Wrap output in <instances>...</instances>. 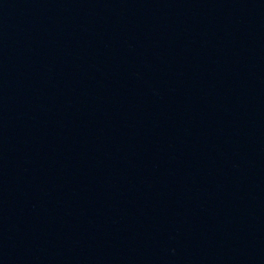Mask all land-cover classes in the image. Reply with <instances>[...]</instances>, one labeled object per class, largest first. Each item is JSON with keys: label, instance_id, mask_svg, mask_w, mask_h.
Instances as JSON below:
<instances>
[{"label": "water", "instance_id": "obj_1", "mask_svg": "<svg viewBox=\"0 0 264 264\" xmlns=\"http://www.w3.org/2000/svg\"><path fill=\"white\" fill-rule=\"evenodd\" d=\"M222 155L264 156V0H0V222Z\"/></svg>", "mask_w": 264, "mask_h": 264}]
</instances>
